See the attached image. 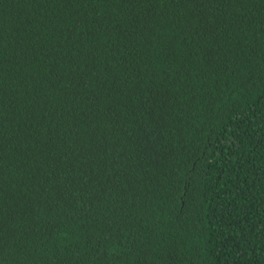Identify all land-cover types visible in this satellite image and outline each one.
Instances as JSON below:
<instances>
[{"label": "trees", "instance_id": "16d2710c", "mask_svg": "<svg viewBox=\"0 0 264 264\" xmlns=\"http://www.w3.org/2000/svg\"><path fill=\"white\" fill-rule=\"evenodd\" d=\"M0 264H264V0H0Z\"/></svg>", "mask_w": 264, "mask_h": 264}]
</instances>
